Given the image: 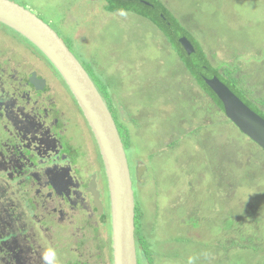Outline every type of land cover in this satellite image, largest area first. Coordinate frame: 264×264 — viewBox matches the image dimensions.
Instances as JSON below:
<instances>
[{
  "label": "rangeland",
  "instance_id": "obj_1",
  "mask_svg": "<svg viewBox=\"0 0 264 264\" xmlns=\"http://www.w3.org/2000/svg\"><path fill=\"white\" fill-rule=\"evenodd\" d=\"M14 1L73 42L105 98L126 104L125 119L135 108L133 153L155 145L150 182L163 189L162 223L156 234L145 229L154 264H264V150L216 106L214 116L161 31L136 14L104 12L103 0ZM161 1L221 76L239 66L246 88L237 87L264 113V0Z\"/></svg>",
  "mask_w": 264,
  "mask_h": 264
},
{
  "label": "flooded vegetation",
  "instance_id": "obj_2",
  "mask_svg": "<svg viewBox=\"0 0 264 264\" xmlns=\"http://www.w3.org/2000/svg\"><path fill=\"white\" fill-rule=\"evenodd\" d=\"M126 1L135 6L139 0ZM103 3L104 11L108 10ZM160 16L171 26L163 12ZM1 28L6 29L0 31V264H47L44 255L48 252H54L51 264H114L108 176L89 123L46 56L16 31ZM2 41L9 43L4 46ZM169 46L177 53L176 46ZM179 48L185 51L180 43ZM180 62L191 75L184 61ZM191 77L199 85L197 76ZM96 86L127 154L135 200L137 262L154 264L153 245L145 229L156 234L162 223L163 189L157 181L150 182L149 156L155 145H144L139 155L133 153L131 131L140 125L137 114L131 113L135 108H128L133 117L125 119L126 104L115 107L114 97L107 100L103 86ZM213 103L210 108L215 116V106L219 112L222 109ZM165 206L172 210L173 201L168 199Z\"/></svg>",
  "mask_w": 264,
  "mask_h": 264
},
{
  "label": "water",
  "instance_id": "obj_3",
  "mask_svg": "<svg viewBox=\"0 0 264 264\" xmlns=\"http://www.w3.org/2000/svg\"><path fill=\"white\" fill-rule=\"evenodd\" d=\"M0 23L35 45L58 70L75 96L103 157L111 195L114 264H138L135 245V200L124 143L117 124L94 80L59 33L14 0H0ZM187 54L193 43L181 37ZM197 73L222 102L225 115L264 150V117L245 104L206 65Z\"/></svg>",
  "mask_w": 264,
  "mask_h": 264
},
{
  "label": "trees",
  "instance_id": "obj_4",
  "mask_svg": "<svg viewBox=\"0 0 264 264\" xmlns=\"http://www.w3.org/2000/svg\"><path fill=\"white\" fill-rule=\"evenodd\" d=\"M104 1L107 3V6H108L107 7L108 10L104 11L106 13L132 12L131 14H136L137 16L143 17V18L151 21L161 31L164 38H166L167 42L172 47L176 46V48L178 49L177 54H178L179 58L181 59V61L182 60L184 61L183 64L187 67L190 74L197 76L199 85L205 90V92L209 95V97L212 99V101H215L216 104L220 105L223 114H224V109H223L222 103L217 98L215 93L213 91H211V89L208 86H206V84L203 82V80L201 79V77L197 73V69L199 67H201L202 65H206L245 104H247L251 109H253L255 112H257L259 115L264 117V113L262 111L258 110L257 106H255L249 100H247V99H250L251 96L245 94L242 90H240L235 83V80H236L238 82H241V85L243 87H245L242 84V82L244 81V76L243 75H237V73L239 71V66L234 65L233 69L231 67L226 68L227 77L221 76L219 73V68H216V66L212 65L211 61L208 58V55L205 53V50H204L202 44L198 40L196 41V40H194V38L190 37V35H192L190 33V31L181 25V23L178 21V19L174 16V14L171 13L169 8L161 0H148V3L145 0H139V1H137L138 4H135V6L133 5V3L131 4L126 0H103V2ZM151 5H155L156 9L152 8ZM101 6H102L101 8H105L104 5H101ZM161 12H163L164 15L168 18V21H171V26H168L166 24V22L164 21V19H162V17L160 16ZM181 35H186L195 46V52L189 57L185 53V51H183L181 48H179L178 37ZM72 44H73V42L70 40V43L68 45L72 46ZM84 67H85V65H84ZM101 83H102V81H101ZM251 95L253 96V93H251ZM255 97H258V96H255ZM252 142L254 143V141H252ZM215 152L216 151H214V153ZM251 201H254V200H250L249 202H246L245 204H248ZM248 206H249V204H248ZM245 208L248 209V207H245ZM243 222H244V224L246 223V218H244L241 221L239 219V221L237 223V225H238L237 227H238L239 231H245L246 230L244 228L245 225L243 224Z\"/></svg>",
  "mask_w": 264,
  "mask_h": 264
},
{
  "label": "clouds",
  "instance_id": "obj_5",
  "mask_svg": "<svg viewBox=\"0 0 264 264\" xmlns=\"http://www.w3.org/2000/svg\"><path fill=\"white\" fill-rule=\"evenodd\" d=\"M53 257H54V252H48V253H45L44 260L47 262V264H51Z\"/></svg>",
  "mask_w": 264,
  "mask_h": 264
}]
</instances>
